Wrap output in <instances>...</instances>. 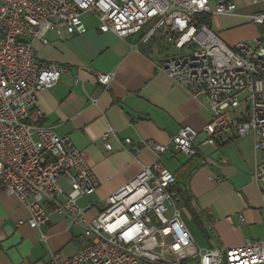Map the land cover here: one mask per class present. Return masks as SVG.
<instances>
[{
	"label": "built area",
	"instance_id": "1",
	"mask_svg": "<svg viewBox=\"0 0 264 264\" xmlns=\"http://www.w3.org/2000/svg\"><path fill=\"white\" fill-rule=\"evenodd\" d=\"M252 2L264 5V0ZM236 10L232 2L213 7L211 0H0V197L14 196L27 205L30 218L18 226L39 229L56 214L83 230L78 252L70 258L53 253L49 264H264V240L220 246L211 212L202 213L206 248L198 246L185 224L177 194L188 186L160 159L170 151L194 157L195 130L181 129L168 145L148 140L136 146L129 138L120 143L114 131H107L101 138L106 151H112L115 140L132 157L149 150L158 160L142 167L89 219L77 203L92 196L99 182L69 138L41 125L44 114L37 100L38 93L54 89L69 74L65 66L37 61L33 43L47 45L48 33L59 39L82 35L81 19L92 15L99 33L120 40L139 37L147 43L163 35L178 55L162 61L159 70L193 99L209 104L203 145L216 146L224 135L255 140L261 161L253 179L263 186L264 202V10L247 18L256 38L233 47L202 22ZM113 78L95 74L102 88ZM225 222L237 229L244 218L238 216V225L230 216Z\"/></svg>",
	"mask_w": 264,
	"mask_h": 264
},
{
	"label": "crops",
	"instance_id": "2",
	"mask_svg": "<svg viewBox=\"0 0 264 264\" xmlns=\"http://www.w3.org/2000/svg\"><path fill=\"white\" fill-rule=\"evenodd\" d=\"M223 2L234 3L237 10L231 16H213L211 29L230 47L255 39L258 32L247 18L262 12L264 5L252 0H211V5ZM88 16L96 22L83 24L86 32L82 35L59 39L54 34L46 36L47 45L33 43L38 62L69 69L54 89L38 93L37 100L44 114L41 125L60 138H69L99 182L97 191L80 199L78 207L89 219L95 218L98 206L142 167L158 160L149 150L132 157L115 140L110 141L112 151H106L101 138L107 131H114L120 143L129 138L134 146L148 140L168 145L181 129L191 128L198 133L197 163L190 168V158L173 151L160 162L188 186L199 228L202 213L209 211L220 246L234 248L246 241L264 240L260 237L264 228L263 186L253 179L261 154L254 150L253 137L224 135L217 138L216 146H204L207 137L203 129L211 119L209 104L205 99H193L159 70L162 61L178 55L163 35L147 43L139 37L120 40L113 34L99 33L98 20ZM95 74H112L114 78L102 88L96 84ZM229 216L235 225L238 216L244 223L232 229L225 222ZM29 218L27 205L16 197H0V264H49L53 253L70 258L78 252L83 230L73 226L69 217L53 214L39 229L18 226ZM205 242L208 246L207 239Z\"/></svg>",
	"mask_w": 264,
	"mask_h": 264
},
{
	"label": "trees",
	"instance_id": "3",
	"mask_svg": "<svg viewBox=\"0 0 264 264\" xmlns=\"http://www.w3.org/2000/svg\"><path fill=\"white\" fill-rule=\"evenodd\" d=\"M202 22L205 23L206 25H208L211 28V17H206L204 19H202ZM190 162H189V167L192 168L197 161L199 160V157H197V154L194 157L190 158ZM176 178V180L178 182H183L181 180V178L174 176ZM188 191H179L177 194V197L179 199L180 205L182 210L185 213L190 214L191 219L193 220V222L195 223V225L198 227L200 234L202 235L203 238L208 239L209 238V234L207 232H205L202 228V230L199 228L200 223H199V218L197 217V215L193 212L192 210V206H191V198L188 196Z\"/></svg>",
	"mask_w": 264,
	"mask_h": 264
},
{
	"label": "rangeland",
	"instance_id": "4",
	"mask_svg": "<svg viewBox=\"0 0 264 264\" xmlns=\"http://www.w3.org/2000/svg\"><path fill=\"white\" fill-rule=\"evenodd\" d=\"M81 20L85 25H93L96 22L94 18H91L88 15L83 16ZM54 34H55L54 32L48 33L47 38ZM63 37H65V35H63ZM243 41H248V40H243ZM240 42H242V40ZM182 218L185 224L187 225L189 231L192 233L193 237L195 238L198 246L200 248H205L207 246L205 239L201 236L200 231L198 227L195 225V223L188 217V215L183 210H182ZM261 233L263 234L260 237L261 239H264V228L261 230Z\"/></svg>",
	"mask_w": 264,
	"mask_h": 264
}]
</instances>
